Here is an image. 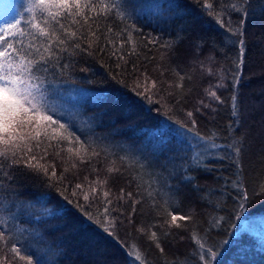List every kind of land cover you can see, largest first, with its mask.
<instances>
[{
	"label": "trees",
	"instance_id": "16d2710c",
	"mask_svg": "<svg viewBox=\"0 0 264 264\" xmlns=\"http://www.w3.org/2000/svg\"><path fill=\"white\" fill-rule=\"evenodd\" d=\"M12 1L16 9L13 20H21L25 31L30 30L24 21L31 20L27 11L31 0ZM117 2L124 19L112 15L101 24L112 26L117 34L116 55L111 54L113 45L106 42L100 45L103 52L61 53L59 63L68 67L61 72L55 67L57 62H52L46 74V102L55 118L100 153L91 167L100 169L102 175L113 161L121 167V174L113 181L114 192L123 187L136 193L137 185H142L144 194L137 198L145 203L137 206L136 224H162L164 213L158 216L151 209L154 201L148 199L149 187L154 193L171 196L175 213L193 219L183 230H168L167 236L162 234L163 227L155 229L161 233V253L127 223L130 210L122 204L110 213L117 221L121 212L126 214L125 223L117 229L119 240H115L76 207L86 202L72 196L75 183L84 176L95 178L90 166L65 173L67 178L57 182L22 166L9 168L5 161L0 182L16 193L8 197L14 201L12 211L17 212L16 204L24 205L16 220L7 225L13 240L18 238L33 260L41 264H132L123 245H135L147 264H204L201 255L205 252L193 242L195 235L206 249L216 253L209 264H264V192L259 187L264 183V0H248L247 4H241V0H211L232 31L207 14L202 0ZM233 3L246 11L225 7ZM237 27L242 36L233 35ZM129 31L133 44L126 42ZM121 32L124 34L119 35ZM28 39L17 38L25 44ZM239 39L244 40L243 47ZM119 56L126 62L119 61ZM201 61L214 75L204 73ZM140 72L167 83L176 80V74L192 77L184 81L185 92H191L179 103L163 96L146 99L133 91ZM217 82L224 85L216 89L223 101L220 104L207 101L203 91ZM233 95L239 100L238 118L232 115ZM200 98L216 111L210 115L196 113L193 131L213 137L210 142L220 147L209 149L197 167L193 156L203 142L187 130L191 122L185 113L197 107ZM241 138L243 153L237 157L228 145L240 146ZM47 163L56 166L58 175L63 173L59 158L49 156ZM186 176L193 178L191 182ZM62 189L64 195L60 194ZM38 196L47 200L38 203ZM57 204L64 206V213L49 215L57 211ZM86 210L94 217L103 212L98 202Z\"/></svg>",
	"mask_w": 264,
	"mask_h": 264
},
{
	"label": "snow or ice",
	"instance_id": "6c2138e0",
	"mask_svg": "<svg viewBox=\"0 0 264 264\" xmlns=\"http://www.w3.org/2000/svg\"><path fill=\"white\" fill-rule=\"evenodd\" d=\"M248 0H241V4H247ZM202 7L207 11L209 16H213L216 22L228 31L231 27L223 22L221 14L214 8L211 0H202ZM237 12H245L240 4L233 3L225 5ZM27 11L31 14L30 21H24L29 25L28 31L21 26V20L14 19L11 22L3 23L0 27V171L2 163L7 162L9 168L23 167L30 173L37 175L43 174L49 180L55 179L62 182L67 177L65 173H75L81 170V166H92L100 153L92 149L91 145H86L81 138L74 135L66 123H62L55 118V113L50 105L46 102V93L49 91L45 87L47 76L53 67V61L57 63L55 67L64 69L67 64H60V54H74L76 51L89 54L93 52H103L102 42L113 45L112 55L118 51L115 47L117 35L112 26L101 27L102 22H106L112 15L124 19L120 12L117 0H31ZM243 23V21H241ZM121 32L119 35H123ZM233 35L242 36L243 33L239 27L233 32ZM29 37L27 44L18 37ZM128 44H133L131 31L127 32ZM241 47L244 40L239 39ZM153 43V41H148ZM86 45V47H84ZM123 44L120 45L122 49ZM71 50V52H70ZM134 54L136 49L132 48ZM119 61L126 62L124 56L118 57ZM212 57H209L211 60ZM120 66L119 64L117 65ZM200 66L204 73L212 76L214 73L210 68H205L203 61ZM135 71V67H134ZM161 76L165 74L160 73ZM177 75V79L171 83L151 77L140 72L133 82V91L137 95H143L146 99L153 96L167 99L171 97L177 102L184 100L191 90L185 92L184 81L192 79L184 75ZM142 77V79L140 78ZM115 78V76H114ZM167 83V87L165 84ZM127 86V85H125ZM224 87L223 83L217 82L210 84L205 88L204 96L207 101H213L216 104L222 103V98L218 95L216 89ZM166 94V95H164ZM117 103L123 101L117 100ZM197 107L185 114L191 127L187 130L196 135L197 140L203 142L200 151L193 156L196 166H200L201 160L209 154V149L220 147L213 141V137L201 136L193 131L196 127V113L201 115H210L216 111L213 105L206 102L204 98L197 101ZM204 110H207L205 112ZM232 115L240 117L241 110L238 98L232 97ZM182 128L184 124L180 125ZM243 138L240 139L239 145L229 144L228 147L233 154L239 157L243 153ZM49 156L59 158L64 165L63 173L58 175L56 166L48 164ZM207 167V165H205ZM91 172L95 178L90 179L84 176L79 182L75 183V190L72 196L76 200L82 199L84 205L76 204V207L84 210V215L89 221L98 225L109 237L119 240L117 229L120 224L125 223V213H120L119 221L112 217L110 213L116 211L122 204H127L130 210L127 214V223L135 226V229L141 235L155 245L161 253L164 252L161 247V233L156 231L158 227H163V235H169L170 229L183 230L187 227V222L191 221V215L177 214L172 209L175 207L171 196L167 194L154 193L149 187L147 196L149 200L154 201L151 209L156 211L157 215L164 213L162 224L152 223L147 227L136 224L135 214L138 211L137 206L145 203L144 200L138 199L144 194L142 185L138 184V192L133 193L126 191L121 187L118 191H113V181L121 174V167H118L115 161L107 164L103 169V175L100 169L91 167ZM189 182L192 177H185ZM261 192H264V183L260 184ZM64 195V190H61ZM14 191H8L2 182H0V264H41V261L33 260L31 254L19 244V239L13 240V233L7 225L9 221H15L17 213L24 207L22 204H16L17 212L12 211L14 201H9L8 197H15ZM160 196V199L157 197ZM38 203L47 200L46 196L36 197ZM93 202H98L103 208V212L94 217L87 212V207ZM68 203H72L69 200ZM8 213V215H5ZM64 213V206L57 204V211L49 213L52 216H61ZM16 231L23 233V229ZM192 240L198 243L199 247L204 250L205 254L201 255L204 264H209L210 258H215V251L206 249L204 243L193 235ZM126 255L132 261V264H147L141 251L135 246L129 248L123 245Z\"/></svg>",
	"mask_w": 264,
	"mask_h": 264
},
{
	"label": "rangeland",
	"instance_id": "374dc122",
	"mask_svg": "<svg viewBox=\"0 0 264 264\" xmlns=\"http://www.w3.org/2000/svg\"><path fill=\"white\" fill-rule=\"evenodd\" d=\"M15 13L12 0H0V27H3V23L11 22Z\"/></svg>",
	"mask_w": 264,
	"mask_h": 264
}]
</instances>
